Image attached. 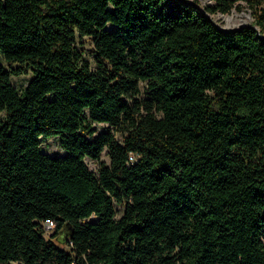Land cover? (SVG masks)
Returning <instances> with one entry per match:
<instances>
[{
  "label": "trees",
  "instance_id": "trees-1",
  "mask_svg": "<svg viewBox=\"0 0 264 264\" xmlns=\"http://www.w3.org/2000/svg\"><path fill=\"white\" fill-rule=\"evenodd\" d=\"M212 1L0 0V264H264V0Z\"/></svg>",
  "mask_w": 264,
  "mask_h": 264
},
{
  "label": "rangeland",
  "instance_id": "rangeland-1",
  "mask_svg": "<svg viewBox=\"0 0 264 264\" xmlns=\"http://www.w3.org/2000/svg\"><path fill=\"white\" fill-rule=\"evenodd\" d=\"M194 1V0H191ZM200 5L204 6L209 3H213L212 0H199ZM253 10L252 7L246 3L245 1L241 2V6H235L230 13L223 14L221 12H216L211 15V17L214 19V21L217 23V25L225 28H231V27H239L240 22L243 18H247L248 21L246 23H252L253 22ZM239 24V25H237ZM77 45L78 47L83 51L84 56L91 61L92 66H95L94 57L92 54L93 49V43L91 38L88 36H77ZM0 63H3L7 65V62L4 60V57L2 55V52L0 51ZM34 72L30 70L28 73H23L20 75H12V83L15 84L19 90H23L26 86V84L33 78ZM142 87L145 88V83H142ZM4 116V112H0V117ZM98 132L103 131L107 128H109L108 123H96ZM115 132V129L112 128ZM117 138L122 141L123 135L120 132L116 133ZM42 150L46 153H49L50 155H56V154H65L66 150L61 145V136H52L49 138H43L42 139ZM102 160L106 161L107 163L110 162V156L107 153V150H105L101 157ZM86 162L90 166L91 169L98 171L99 170V164L100 162L90 158L86 157ZM118 208V216L122 215L123 209L121 205H117ZM90 220H97V217L95 215L91 216L89 218ZM56 225V224H55ZM56 226L53 228L47 229V235H50L52 232L55 231ZM12 264H20L18 262H12Z\"/></svg>",
  "mask_w": 264,
  "mask_h": 264
},
{
  "label": "water",
  "instance_id": "water-1",
  "mask_svg": "<svg viewBox=\"0 0 264 264\" xmlns=\"http://www.w3.org/2000/svg\"><path fill=\"white\" fill-rule=\"evenodd\" d=\"M203 10H205L204 8H202ZM208 16H209V18L210 19H212L213 21H214V19L211 17V15L210 14H208ZM215 22V21H214ZM216 23V22H215ZM217 24V23H216ZM245 26H247V27H252V28H254V29H256V30H259V28L256 26V25H254L253 23H244V24H242V25H240L239 27H231V28H225V27H221L220 26V28L221 29H224V30H226V31H236V30H239V29H242L243 27H245ZM262 37H264V35H261Z\"/></svg>",
  "mask_w": 264,
  "mask_h": 264
},
{
  "label": "built area",
  "instance_id": "built-area-1",
  "mask_svg": "<svg viewBox=\"0 0 264 264\" xmlns=\"http://www.w3.org/2000/svg\"><path fill=\"white\" fill-rule=\"evenodd\" d=\"M55 224H56V223H55L53 220L48 219V220L44 223V225H45V229H46V232H47V229H50V228H53L54 226H56Z\"/></svg>",
  "mask_w": 264,
  "mask_h": 264
},
{
  "label": "bare ground",
  "instance_id": "bare-ground-1",
  "mask_svg": "<svg viewBox=\"0 0 264 264\" xmlns=\"http://www.w3.org/2000/svg\"><path fill=\"white\" fill-rule=\"evenodd\" d=\"M247 21H248L247 18H243L239 24L242 25V24L246 23ZM239 24H237V25H239Z\"/></svg>",
  "mask_w": 264,
  "mask_h": 264
}]
</instances>
